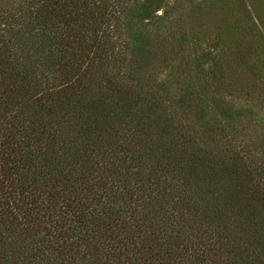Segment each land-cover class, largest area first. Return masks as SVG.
I'll return each mask as SVG.
<instances>
[{"label":"trees","instance_id":"trees-1","mask_svg":"<svg viewBox=\"0 0 264 264\" xmlns=\"http://www.w3.org/2000/svg\"><path fill=\"white\" fill-rule=\"evenodd\" d=\"M217 6L0 0V264H264V34Z\"/></svg>","mask_w":264,"mask_h":264},{"label":"rangeland","instance_id":"rangeland-1","mask_svg":"<svg viewBox=\"0 0 264 264\" xmlns=\"http://www.w3.org/2000/svg\"><path fill=\"white\" fill-rule=\"evenodd\" d=\"M205 0H177L178 13H187L191 6L197 2ZM218 5L209 14L211 20L216 22L221 21L224 17H243L250 15L254 21V26L262 31L264 34V0H217ZM235 10V13H234ZM261 42L263 40L261 39ZM264 63V60H262Z\"/></svg>","mask_w":264,"mask_h":264}]
</instances>
